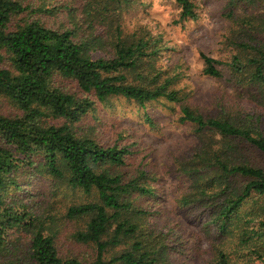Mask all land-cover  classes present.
I'll return each mask as SVG.
<instances>
[{"label": "trees", "instance_id": "1", "mask_svg": "<svg viewBox=\"0 0 264 264\" xmlns=\"http://www.w3.org/2000/svg\"><path fill=\"white\" fill-rule=\"evenodd\" d=\"M131 1L0 0V99L10 107L0 109V264H171V240L149 225V203L138 205L155 197L154 175L140 161L125 179L120 172L137 156L133 143L119 134L105 142L94 126L97 105L115 97L142 110L159 99L180 105L182 123L212 134L199 139L191 168L181 171L194 190L180 205L210 210L222 233L253 225L240 243L256 239L264 248V49L241 45L253 56L230 64L233 83L249 91L258 111L241 124L205 119L172 89L173 78L153 88L144 79L136 84L144 73L161 74L151 65L156 43L141 32L125 35L119 23L107 34ZM175 2L181 19L195 18L190 0ZM200 56L203 74L221 78L218 62ZM47 119L64 123L46 125ZM36 182L42 187L31 191ZM48 182L89 200L41 212ZM71 222L76 228L68 234ZM70 241L92 249V258L62 255ZM225 252L216 251L215 264H232Z\"/></svg>", "mask_w": 264, "mask_h": 264}, {"label": "rangeland", "instance_id": "2", "mask_svg": "<svg viewBox=\"0 0 264 264\" xmlns=\"http://www.w3.org/2000/svg\"><path fill=\"white\" fill-rule=\"evenodd\" d=\"M190 1L194 5L193 20L180 18L181 9L175 0H132L129 6L121 7L119 20L113 19L116 23L107 28V34L112 36L113 28L119 23L125 35L141 32L156 43L157 52L151 65L161 74L155 78L154 73H144L136 79V84L144 79L153 88L165 79L173 78L172 89L185 97L184 104L191 110L205 119L221 117L241 124L243 117L254 109L258 111V108L252 104L254 102L250 99L249 91L233 83L230 64L235 57L244 63L253 56L241 45H257L264 49V1ZM202 54L218 62L221 78L203 74ZM253 98L258 101L257 97ZM180 108V105H171L159 99L147 103L145 110H142L135 102L115 97L105 105H97L94 126L103 131L105 142L116 141L119 134L133 143L132 150L137 156L120 172L125 173V179L134 177L140 161L142 169L154 175L155 197L150 202L147 199L139 200L138 205L149 203L152 213L147 217L149 225L171 240V264H215L217 250H225L232 264H264L261 241L256 242L255 239L243 245L240 243L242 230L246 232V229L254 228L253 225H239L240 230L234 227L230 233H222L213 221L210 210L198 208L196 204L187 207L180 205L183 195L194 190L189 188L190 184L181 171L191 168L192 158L202 142L212 136L209 132L198 135L191 125L182 123ZM0 109L10 110V107L0 99ZM145 117L149 120H145ZM44 123L58 127L64 121L47 119ZM254 163H258V160ZM146 183L151 181L147 180ZM47 184L44 186L46 205L41 212L48 209L49 214H53L52 208L56 211L71 201L78 204L89 200L79 191H66L64 184ZM240 185L241 181L235 180L231 184L232 191L238 193ZM41 187L36 182L31 191ZM52 192L55 196L51 195ZM250 207L248 205L247 209ZM248 210L243 209L241 213ZM69 225L66 228L68 234L76 228L72 222ZM61 253L83 260L91 259L93 255L92 249L77 246L71 241L67 242ZM258 254L263 257L259 259Z\"/></svg>", "mask_w": 264, "mask_h": 264}]
</instances>
